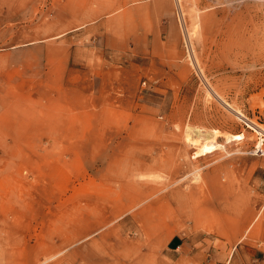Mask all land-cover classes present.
<instances>
[{
    "label": "rangeland",
    "instance_id": "374dc122",
    "mask_svg": "<svg viewBox=\"0 0 264 264\" xmlns=\"http://www.w3.org/2000/svg\"><path fill=\"white\" fill-rule=\"evenodd\" d=\"M262 137L264 0H0L1 264H264Z\"/></svg>",
    "mask_w": 264,
    "mask_h": 264
},
{
    "label": "bare ground",
    "instance_id": "6f19581e",
    "mask_svg": "<svg viewBox=\"0 0 264 264\" xmlns=\"http://www.w3.org/2000/svg\"><path fill=\"white\" fill-rule=\"evenodd\" d=\"M225 104L229 108H231V105L229 103L225 102ZM235 112L241 117L244 116L241 111H235ZM211 131L208 133H206V132L204 133V131H202V130H199V129L193 130L192 129V131H189L188 134L185 135V136H187V140L189 141V143H191V145L193 146V153H194L195 158L198 159V158H201L205 155H209L211 153H214V151L217 149L218 145H217L216 139L220 135L221 132L218 130H214V132H211ZM226 136H227L228 140H233V138H235V136H233L231 134L226 135ZM263 141H264V139L262 137L258 143V148H261V146L263 145ZM261 154H264V153H261ZM258 155H260V153Z\"/></svg>",
    "mask_w": 264,
    "mask_h": 264
},
{
    "label": "crops",
    "instance_id": "0c3cea01",
    "mask_svg": "<svg viewBox=\"0 0 264 264\" xmlns=\"http://www.w3.org/2000/svg\"><path fill=\"white\" fill-rule=\"evenodd\" d=\"M170 244H171V249L177 251L181 248L183 244L182 238L180 236H174V238L170 240Z\"/></svg>",
    "mask_w": 264,
    "mask_h": 264
}]
</instances>
